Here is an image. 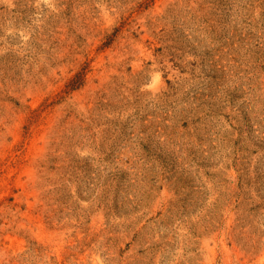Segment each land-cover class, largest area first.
I'll list each match as a JSON object with an SVG mask.
<instances>
[{
	"label": "rangeland",
	"instance_id": "1",
	"mask_svg": "<svg viewBox=\"0 0 264 264\" xmlns=\"http://www.w3.org/2000/svg\"><path fill=\"white\" fill-rule=\"evenodd\" d=\"M0 264H264V0H0Z\"/></svg>",
	"mask_w": 264,
	"mask_h": 264
}]
</instances>
